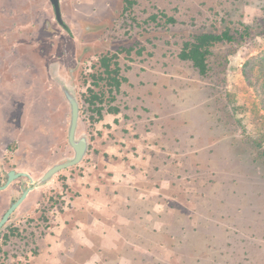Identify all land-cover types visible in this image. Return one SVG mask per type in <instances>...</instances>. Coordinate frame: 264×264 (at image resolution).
Returning a JSON list of instances; mask_svg holds the SVG:
<instances>
[{
    "label": "rangeland",
    "instance_id": "obj_1",
    "mask_svg": "<svg viewBox=\"0 0 264 264\" xmlns=\"http://www.w3.org/2000/svg\"><path fill=\"white\" fill-rule=\"evenodd\" d=\"M131 2L62 0L70 29L47 46L79 57L88 150L31 193L0 264H264V0ZM226 28L238 33L206 76L178 57L191 34ZM111 54L124 80L93 123L83 95Z\"/></svg>",
    "mask_w": 264,
    "mask_h": 264
},
{
    "label": "flooded vegetation",
    "instance_id": "obj_2",
    "mask_svg": "<svg viewBox=\"0 0 264 264\" xmlns=\"http://www.w3.org/2000/svg\"><path fill=\"white\" fill-rule=\"evenodd\" d=\"M61 2L60 23L52 0H0V221L23 192L36 183L0 225V253L8 250L12 236L21 232L19 226L30 219L31 193L84 157L45 181L39 179L47 168L73 155L67 141L69 118L66 153L62 122L53 116L62 109L61 98L69 111L70 108L61 86L51 75L50 64L57 62V73L61 76L64 67L75 68L73 83L79 100L75 85L79 57L64 62L63 46H47L49 35L58 36L59 30L70 29L62 17ZM48 48L55 50L51 58L47 55ZM81 134L85 133H79L77 127V137ZM11 173L14 176L9 179Z\"/></svg>",
    "mask_w": 264,
    "mask_h": 264
},
{
    "label": "trees",
    "instance_id": "obj_3",
    "mask_svg": "<svg viewBox=\"0 0 264 264\" xmlns=\"http://www.w3.org/2000/svg\"><path fill=\"white\" fill-rule=\"evenodd\" d=\"M125 1L128 5L132 3L131 0ZM168 19L174 21L172 18ZM234 33L238 32H231L226 28L220 32L202 31L191 34L182 40L177 55L181 60L190 62L200 75L206 76L211 68L209 59L213 54L212 48L222 42H232ZM244 33H248L247 28H244ZM96 71L92 74V78L94 85L98 86L99 90L88 88V92L83 95L88 106L94 112L91 116L93 123L102 118L105 91L108 93L118 91L122 80H124V77L120 75L116 54L100 57L99 69ZM108 111L116 113L118 108L112 107Z\"/></svg>",
    "mask_w": 264,
    "mask_h": 264
},
{
    "label": "water",
    "instance_id": "obj_4",
    "mask_svg": "<svg viewBox=\"0 0 264 264\" xmlns=\"http://www.w3.org/2000/svg\"><path fill=\"white\" fill-rule=\"evenodd\" d=\"M54 10H55V16L56 19L61 23V10L59 5V0H52ZM101 26L98 24L93 23H87L84 26V29L87 31H94L99 29ZM61 64V63H60ZM64 66H66L64 64ZM71 67V66H70ZM51 68V75L56 80V82L61 86L65 99L67 100L70 108V117H69V123L67 127V141L69 145L73 149V155L67 156L65 159L61 160L58 163L53 164L47 170L43 173V175L39 178L41 181L47 180L51 175L56 173L57 171L64 169L68 166L77 164L80 162L82 157L84 156L86 150H87V139L85 138V134H81L79 137L76 135L77 127L79 124V116H80V103L76 95L75 87H74V81H73V71L75 68H65L63 70V76L59 75L57 73V62H53L50 64ZM67 69V72H66ZM69 69V70H68ZM69 76V77H67ZM14 176L13 173L10 174L9 179H11ZM31 182L34 183L33 180ZM36 183H34L33 186L28 187L23 194L18 198L17 202L13 204L8 211L4 214L2 220L0 221V225L2 222L6 219L8 214L12 211V209L22 200V198L25 196V194L32 189Z\"/></svg>",
    "mask_w": 264,
    "mask_h": 264
}]
</instances>
